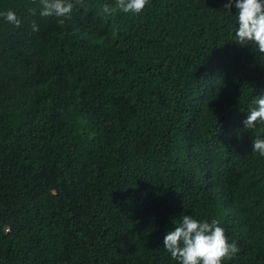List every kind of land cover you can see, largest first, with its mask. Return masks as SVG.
<instances>
[{
    "label": "trees",
    "instance_id": "16d2710c",
    "mask_svg": "<svg viewBox=\"0 0 264 264\" xmlns=\"http://www.w3.org/2000/svg\"><path fill=\"white\" fill-rule=\"evenodd\" d=\"M72 2L59 23L0 0L21 20L0 17V264H177L162 241L182 212L220 221L225 264H264L242 125L264 54L231 41L227 0Z\"/></svg>",
    "mask_w": 264,
    "mask_h": 264
},
{
    "label": "clouds",
    "instance_id": "9594fccd",
    "mask_svg": "<svg viewBox=\"0 0 264 264\" xmlns=\"http://www.w3.org/2000/svg\"><path fill=\"white\" fill-rule=\"evenodd\" d=\"M148 2L115 0L114 8L123 13L139 14ZM39 3V15L57 17L59 23L70 18L74 7L72 0H39ZM224 9L231 19V41L241 46L250 45L256 52L264 54V0H227ZM31 12L36 14L35 9ZM0 17L9 24L19 26L21 23L11 9L0 12ZM32 30H37L35 22L32 23ZM242 125L246 130L255 129L252 152L264 157V94L252 97ZM162 246L177 264H225L239 251L237 242L226 236L217 218L197 219L183 212L178 219H173V227L166 230Z\"/></svg>",
    "mask_w": 264,
    "mask_h": 264
}]
</instances>
